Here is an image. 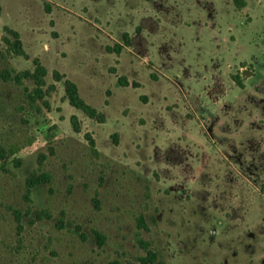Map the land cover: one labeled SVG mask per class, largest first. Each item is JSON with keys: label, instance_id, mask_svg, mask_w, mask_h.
Segmentation results:
<instances>
[{"label": "rangeland", "instance_id": "obj_1", "mask_svg": "<svg viewBox=\"0 0 264 264\" xmlns=\"http://www.w3.org/2000/svg\"><path fill=\"white\" fill-rule=\"evenodd\" d=\"M0 7V72L38 58L55 86L31 105L33 80L0 77V264H139L138 233L164 264H264V0ZM8 29L27 57L2 55ZM66 79L101 119L69 103ZM36 171L52 181L28 200Z\"/></svg>", "mask_w": 264, "mask_h": 264}, {"label": "trees", "instance_id": "obj_2", "mask_svg": "<svg viewBox=\"0 0 264 264\" xmlns=\"http://www.w3.org/2000/svg\"><path fill=\"white\" fill-rule=\"evenodd\" d=\"M234 5L237 9L241 10L244 9L247 6V0H233ZM0 13H1V7H0ZM8 32L12 36V38L4 37V42L9 46L7 52L3 51L2 55L4 57H7L10 53H15L17 55H21L24 57H27V54L23 48L22 40L20 39V36L17 31L8 29ZM34 65L35 68L33 71H16L15 69H6L0 72V77L4 80H12L16 84L23 85L25 84L26 79H31L34 81V87L32 89L25 87V94L27 98V102L31 105L37 104L40 100L45 99L47 93L54 90L55 86L50 85L47 88L46 87V76L48 74L46 67L41 63V61L38 58L34 59ZM54 78L56 81H61L63 76L59 74L58 72L54 73ZM234 81L239 87H244V84L241 80V76H234ZM120 82L123 85H128V81L125 78H121ZM66 95L69 99V103L77 108L82 110L84 113H86L91 118H97L99 117L101 119V116H99L98 112L95 108L90 106L85 102V100L80 96L78 86L75 82H73L70 79H66L64 82ZM71 121L74 125V129L76 131H79V127L77 125L76 117L72 116ZM88 139L90 140L91 147L96 150L95 148V141L88 135ZM0 159L3 162H6L8 159V154L6 149L0 145ZM52 181V176L47 172H34L32 173L26 180V198L30 200V194L38 186L49 184ZM15 219L18 222V229L20 230L22 227V220H23V213L22 211L18 209H14ZM48 218L49 214L46 212H36V220H42L43 218ZM138 228L144 229L146 231H149L150 226L143 215H141L138 218ZM62 227V224L60 225ZM98 244L102 246L105 241L106 237L100 233L99 231H95ZM138 243L140 246L145 250V254L141 255L137 258L139 264H164L160 258L158 252H156L152 247L151 243L145 239H143L138 233ZM109 264H122V262L119 259H114L109 262Z\"/></svg>", "mask_w": 264, "mask_h": 264}, {"label": "water", "instance_id": "obj_3", "mask_svg": "<svg viewBox=\"0 0 264 264\" xmlns=\"http://www.w3.org/2000/svg\"><path fill=\"white\" fill-rule=\"evenodd\" d=\"M244 75H246V73L244 72Z\"/></svg>", "mask_w": 264, "mask_h": 264}]
</instances>
